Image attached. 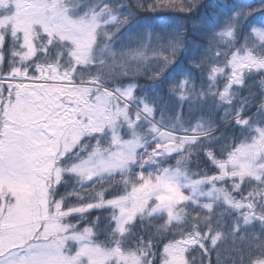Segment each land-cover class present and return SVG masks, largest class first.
Segmentation results:
<instances>
[{
    "label": "snow or ice",
    "instance_id": "1",
    "mask_svg": "<svg viewBox=\"0 0 264 264\" xmlns=\"http://www.w3.org/2000/svg\"><path fill=\"white\" fill-rule=\"evenodd\" d=\"M256 5L0 0V264H264Z\"/></svg>",
    "mask_w": 264,
    "mask_h": 264
},
{
    "label": "trees",
    "instance_id": "2",
    "mask_svg": "<svg viewBox=\"0 0 264 264\" xmlns=\"http://www.w3.org/2000/svg\"><path fill=\"white\" fill-rule=\"evenodd\" d=\"M251 3H252V6L253 7H256V0H251ZM257 81L259 80V77L256 78ZM255 90V89H254ZM202 167H204V165H201ZM95 215V213H94ZM188 258L191 259L192 257H195L196 258V261H197V264H199V261H200V254L198 251H190L188 254ZM212 261H213V264H215V253L212 254Z\"/></svg>",
    "mask_w": 264,
    "mask_h": 264
},
{
    "label": "rangeland",
    "instance_id": "3",
    "mask_svg": "<svg viewBox=\"0 0 264 264\" xmlns=\"http://www.w3.org/2000/svg\"><path fill=\"white\" fill-rule=\"evenodd\" d=\"M144 81H141V83H143Z\"/></svg>",
    "mask_w": 264,
    "mask_h": 264
}]
</instances>
